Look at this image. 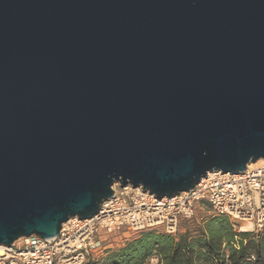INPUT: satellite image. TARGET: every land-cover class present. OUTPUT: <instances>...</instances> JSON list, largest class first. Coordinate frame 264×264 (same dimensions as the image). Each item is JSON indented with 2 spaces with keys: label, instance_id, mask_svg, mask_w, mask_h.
Segmentation results:
<instances>
[{
  "label": "water",
  "instance_id": "95a60500",
  "mask_svg": "<svg viewBox=\"0 0 264 264\" xmlns=\"http://www.w3.org/2000/svg\"><path fill=\"white\" fill-rule=\"evenodd\" d=\"M264 159V0H0V245Z\"/></svg>",
  "mask_w": 264,
  "mask_h": 264
},
{
  "label": "built area",
  "instance_id": "2783aa9c",
  "mask_svg": "<svg viewBox=\"0 0 264 264\" xmlns=\"http://www.w3.org/2000/svg\"><path fill=\"white\" fill-rule=\"evenodd\" d=\"M206 205L227 216L239 232L264 233V163L248 165L242 173L209 172L191 190L159 198L142 186L114 185V196L90 218H70L51 238L22 237L3 246L0 264H87L101 249L106 234L161 229L177 233L183 220L193 218ZM158 254L145 264H160Z\"/></svg>",
  "mask_w": 264,
  "mask_h": 264
},
{
  "label": "trees",
  "instance_id": "16d2710c",
  "mask_svg": "<svg viewBox=\"0 0 264 264\" xmlns=\"http://www.w3.org/2000/svg\"><path fill=\"white\" fill-rule=\"evenodd\" d=\"M108 242L87 264H145L155 253L160 264H264V233L239 232L227 216L200 208L175 234L146 229Z\"/></svg>",
  "mask_w": 264,
  "mask_h": 264
},
{
  "label": "rangeland",
  "instance_id": "374dc122",
  "mask_svg": "<svg viewBox=\"0 0 264 264\" xmlns=\"http://www.w3.org/2000/svg\"><path fill=\"white\" fill-rule=\"evenodd\" d=\"M204 213H206V212H211L210 211V209H208L207 207H206V205H202V206H200L199 207ZM119 234H121V235H119ZM130 234V232H128V231H123V232H120V233H113V234H106L105 232H101L100 233V235H99V238L103 241V243L105 244V243H109L108 241H111V239H114V240H118L120 237H122L123 235H129ZM103 247V246H102ZM100 250H98V251H95L93 254H92V258L94 257V259L95 260H100L101 258H102V254H98L97 255V253L99 252ZM90 257V258H91ZM94 259H92L93 260V262L95 261ZM88 262H90V261H88Z\"/></svg>",
  "mask_w": 264,
  "mask_h": 264
},
{
  "label": "bare ground",
  "instance_id": "6f19581e",
  "mask_svg": "<svg viewBox=\"0 0 264 264\" xmlns=\"http://www.w3.org/2000/svg\"><path fill=\"white\" fill-rule=\"evenodd\" d=\"M262 163H264V159H260L256 163H251L249 165L251 166V165L262 164ZM2 249H3V246L0 245V252L2 251Z\"/></svg>",
  "mask_w": 264,
  "mask_h": 264
}]
</instances>
